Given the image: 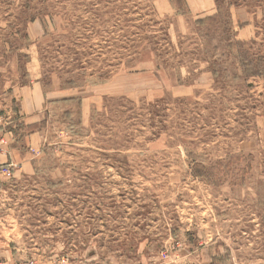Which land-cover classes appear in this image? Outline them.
Returning <instances> with one entry per match:
<instances>
[{
    "label": "rangeland",
    "instance_id": "rangeland-1",
    "mask_svg": "<svg viewBox=\"0 0 264 264\" xmlns=\"http://www.w3.org/2000/svg\"><path fill=\"white\" fill-rule=\"evenodd\" d=\"M0 118V261L264 264V0H0Z\"/></svg>",
    "mask_w": 264,
    "mask_h": 264
},
{
    "label": "crops",
    "instance_id": "crops-1",
    "mask_svg": "<svg viewBox=\"0 0 264 264\" xmlns=\"http://www.w3.org/2000/svg\"><path fill=\"white\" fill-rule=\"evenodd\" d=\"M33 82V80L31 81V83ZM34 95L33 97H29L26 99V108L29 109L28 113H33L34 110L36 108H38L39 104L36 100V97L38 96V89L34 86ZM20 114L22 115L24 111V103H23V99L20 98ZM26 113V112H25ZM27 114V113H26ZM33 122V121H32ZM31 122V123H32ZM28 124V123H25ZM2 128V127H0ZM2 130H0L1 132ZM26 143H19L17 142L15 145L13 143V145L9 144V147L7 149V151L3 150L4 148L2 147V144L0 143V168L2 166H11V169H17V168H23L25 167L27 170L30 168L31 166V160H27V157L25 156V154L22 153V146L28 145L29 143V137L26 136V139H24ZM3 143V142H2ZM7 145V144H6ZM15 167V168H14ZM3 177V175L0 173V179Z\"/></svg>",
    "mask_w": 264,
    "mask_h": 264
},
{
    "label": "trees",
    "instance_id": "trees-1",
    "mask_svg": "<svg viewBox=\"0 0 264 264\" xmlns=\"http://www.w3.org/2000/svg\"><path fill=\"white\" fill-rule=\"evenodd\" d=\"M175 1L177 3L178 7L181 6V3L185 4V0H175ZM216 18H217V16L205 17L203 19L198 20L197 22L201 23V24H206L208 22L215 21ZM234 46H235V44H229L228 45L229 48H232ZM239 58H240L241 64L245 68V71H247L249 74H259L256 71H251L252 69H249V67L251 66V62H249L246 57H242L239 55ZM227 161H229V160H227ZM223 164L224 163L221 160L216 163V167H214V166L207 167V166H204L203 164H198L195 166L196 167L195 173H196V175L206 179L209 182H214V181H212L213 180L212 176H214L213 174H215L216 170L220 166H222Z\"/></svg>",
    "mask_w": 264,
    "mask_h": 264
},
{
    "label": "built area",
    "instance_id": "built-area-1",
    "mask_svg": "<svg viewBox=\"0 0 264 264\" xmlns=\"http://www.w3.org/2000/svg\"><path fill=\"white\" fill-rule=\"evenodd\" d=\"M0 123H2V119L0 118ZM1 126V124H0ZM1 143V142H0ZM0 173L3 175V176H6V177H9L11 176V171L10 169L8 168V166H2L0 168ZM62 262L65 260L64 258H61L60 259ZM0 264H38V262L34 259V257H26L24 259H20V260H15V261H7V260H3V261H0Z\"/></svg>",
    "mask_w": 264,
    "mask_h": 264
}]
</instances>
